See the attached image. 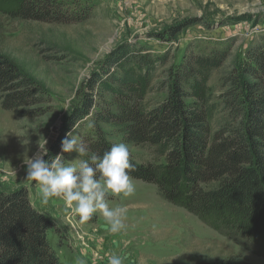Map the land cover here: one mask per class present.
<instances>
[{
  "label": "rangeland",
  "instance_id": "374dc122",
  "mask_svg": "<svg viewBox=\"0 0 264 264\" xmlns=\"http://www.w3.org/2000/svg\"><path fill=\"white\" fill-rule=\"evenodd\" d=\"M63 1L81 10L77 21L48 23L0 12V55L32 77L45 97L35 117L6 111L0 103V191L28 190L32 205L55 226L48 238L62 264H109L111 254L120 256L123 264H264V247L210 227L169 203L154 185L134 179L132 196H109L110 207L128 208L125 229L112 233L98 213L81 223L62 199L42 201L35 182L25 181L24 163L25 156H35L43 137L48 142L46 161L59 154L69 162L77 159L74 152L62 153V141L69 132L81 139L92 124L87 117L76 131L68 132L66 119L84 100L93 97L101 102L92 80L123 48L168 59L157 73L155 92L147 97L151 108L168 96L160 84L167 83L170 71L187 54L227 53L220 69L202 76L213 103L220 107L217 125L223 123L227 113L221 107L222 95L229 88L228 77L245 61L248 48L264 40V0ZM131 152L139 163H164L152 146L131 147Z\"/></svg>",
  "mask_w": 264,
  "mask_h": 264
},
{
  "label": "trees",
  "instance_id": "16d2710c",
  "mask_svg": "<svg viewBox=\"0 0 264 264\" xmlns=\"http://www.w3.org/2000/svg\"><path fill=\"white\" fill-rule=\"evenodd\" d=\"M80 11L63 0H0V12L24 20L77 21ZM125 49L92 80L101 102L84 100L66 119L67 131L90 117L92 130L81 140L91 151L102 156L113 143H126L132 179L154 185L165 200L210 227L264 247V40L248 48L245 61L228 77L221 105L227 115L219 125L220 107L202 76L220 69L227 53L187 54L160 84L168 96L151 108L147 97L168 59ZM0 103L22 117L38 116L45 103L42 88L3 55ZM143 146L154 147L164 163H139L131 147ZM53 228L26 188L0 191V264H62L48 238Z\"/></svg>",
  "mask_w": 264,
  "mask_h": 264
},
{
  "label": "clouds",
  "instance_id": "9594fccd",
  "mask_svg": "<svg viewBox=\"0 0 264 264\" xmlns=\"http://www.w3.org/2000/svg\"><path fill=\"white\" fill-rule=\"evenodd\" d=\"M28 143L24 141V144ZM37 143L35 156H25L24 159L27 166L25 181L35 182L44 203L54 197L60 198L71 214L79 217L81 223L98 213L112 233L125 229L128 208L110 207L109 196L127 198L135 192V185L129 175L133 165L129 162L130 150L126 143H113L101 156L91 151L77 134L69 132L62 141V153H78L79 158L72 162L66 161L63 154L46 161L44 157L49 154L48 142L43 137ZM109 264H123V260L111 254Z\"/></svg>",
  "mask_w": 264,
  "mask_h": 264
}]
</instances>
